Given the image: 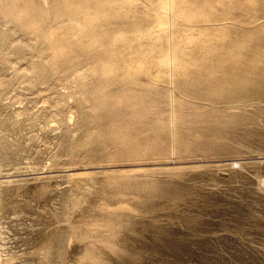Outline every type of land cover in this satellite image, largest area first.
Wrapping results in <instances>:
<instances>
[{
    "label": "rangeland",
    "instance_id": "374dc122",
    "mask_svg": "<svg viewBox=\"0 0 264 264\" xmlns=\"http://www.w3.org/2000/svg\"><path fill=\"white\" fill-rule=\"evenodd\" d=\"M261 68L264 0H0V264H264Z\"/></svg>",
    "mask_w": 264,
    "mask_h": 264
},
{
    "label": "bare ground",
    "instance_id": "6f19581e",
    "mask_svg": "<svg viewBox=\"0 0 264 264\" xmlns=\"http://www.w3.org/2000/svg\"><path fill=\"white\" fill-rule=\"evenodd\" d=\"M171 4V3H170ZM171 6V5H170ZM171 8V7H170ZM171 13V11H170ZM60 16H64L63 15H60ZM13 21V20H11ZM171 21V19L169 20ZM14 22V21H13ZM17 25V24H16ZM23 25V24H22ZM171 25V24H170ZM171 30V29H170ZM21 31V30H20ZM32 32V31H31ZM62 32V31H61ZM171 36V34H170ZM45 37V36H44ZM47 37V36H46ZM164 40V38H163ZM166 41V40H165ZM168 42V41H167ZM172 43V41H171ZM171 46V45H170ZM165 50V49H164ZM171 54H172V49H171ZM172 56V55H171ZM172 58V57H171ZM172 62V61H171ZM172 64V63H171ZM172 68V67H171ZM172 79L175 77L174 75V72L172 71ZM174 75V76H173ZM251 78H252V75H251ZM230 77H226V80L224 81L223 83V86H227V94L230 95L231 97H234V98H239V99H242L243 97H253L254 101H253V107H254V113L252 115H250L249 117H247L249 123L251 122V127L249 129V131L247 130L246 134H250L251 136H253V142L255 144H257L258 146L260 145L261 147H264V131H261V129L259 130L257 127V125H259V122H258V118L261 116L262 118V114H264V68H261V73L259 74V80H260V83L258 84L257 87H251V85H247V86H239V87H234L231 85V82H230ZM256 80V79H255ZM172 82V81H171ZM232 89V91H231ZM257 90V91H256ZM198 91V90H197ZM236 102L232 101L231 99L227 100V101H224V104L223 106L225 107H228L229 109L231 108H238V104L236 105L235 104ZM235 104V105H234ZM249 107V106H248ZM214 108V107H213ZM227 108V109H228ZM249 111V110H248ZM247 111V112H248ZM251 113V111H249ZM238 113L234 111V113H231L229 116H237ZM239 117V116H238ZM240 118V117H239ZM244 118V117H243ZM264 118V117H263ZM227 121V120H225ZM264 121V120H263ZM242 122V121H241ZM241 124V123H240ZM247 124V121L246 123ZM264 124V123H263ZM237 125L236 124H232V125H229V127L227 126V129L230 130V131H236V129H238V127H236ZM234 128V129H232ZM263 128V127H262ZM241 131V130H240ZM224 130L221 132L222 133V136H223V133ZM241 133V132H240ZM243 133V132H242ZM236 135V134H235ZM244 135V134H243ZM94 138V137H93ZM94 139H92L93 141ZM247 140V139H246ZM96 141V139H95ZM248 141V140H247ZM97 144V143H96ZM102 145V143H101ZM252 205V204H251ZM253 206V205H252ZM253 218V217H251ZM246 221V220H245ZM250 221V220H249ZM248 221V222H249ZM258 223V222H257ZM247 225V224H246ZM245 225V226H246ZM207 239V238H206ZM239 244V243H238ZM92 250V249H91ZM225 254V253H224ZM226 255V254H225Z\"/></svg>",
    "mask_w": 264,
    "mask_h": 264
}]
</instances>
